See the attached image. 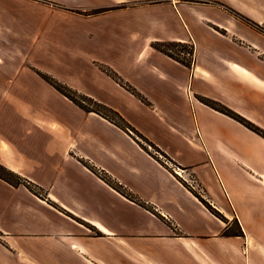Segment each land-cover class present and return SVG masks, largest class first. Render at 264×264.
<instances>
[{
  "label": "crops",
  "instance_id": "crops-1",
  "mask_svg": "<svg viewBox=\"0 0 264 264\" xmlns=\"http://www.w3.org/2000/svg\"><path fill=\"white\" fill-rule=\"evenodd\" d=\"M14 1L0 0V52L16 41L86 64L117 56L108 65L145 101L102 71L71 87L112 106L194 190L50 84L68 110L42 111L1 78L0 165L33 190L0 178V264H264V138L199 99L264 129V0H40L54 6L44 16ZM158 42L191 44L190 67ZM233 223L241 233L223 235Z\"/></svg>",
  "mask_w": 264,
  "mask_h": 264
},
{
  "label": "rangeland",
  "instance_id": "rangeland-1",
  "mask_svg": "<svg viewBox=\"0 0 264 264\" xmlns=\"http://www.w3.org/2000/svg\"><path fill=\"white\" fill-rule=\"evenodd\" d=\"M24 1V0H23ZM32 1V0H26ZM38 4L41 5V14H51L52 13V5L43 3L40 0H36ZM9 9L10 12L14 11L16 8V3L14 0H9ZM59 7V6H58ZM264 29V27H263ZM12 28L10 27L9 32L12 33ZM33 45L25 46L24 44L13 41L8 44V49H5L3 52H0V79L3 78L5 80L4 87H8L9 91L12 92H34L38 93V100H30L26 103L34 104L36 107L41 109L42 111H66L69 109L63 101L59 98L62 97L60 93L55 92V96H52V88H48V83L41 76H45L48 79H54L55 82L64 84L70 88L71 84L77 81L80 83H89L92 79V71L94 72H103L107 71L108 68H111L108 63H113L115 61L117 64H121L119 59L114 57L112 54H86L89 57H94L97 60H101L102 62H106L107 64H98V62H89L86 64L87 60L82 59L79 56L78 60L71 61L66 54L58 53L52 54V47L48 46V44L42 45V47L34 48ZM45 46V47H44ZM173 51H176L175 49ZM53 55V57H52ZM184 59H189L192 62V58L186 53L181 55ZM52 80V81H54ZM20 84H18V83ZM23 82V83H21ZM23 84V85H22ZM82 85V84H81ZM16 87V89H14ZM73 89V88H72ZM75 90V89H73ZM77 94H84L80 91L75 90ZM86 95V94H84ZM87 96V95H86ZM110 108L112 106L100 102ZM85 104H89L88 101H85ZM52 108V109H51ZM113 109V108H112ZM1 122V120H0ZM4 124V123H1ZM6 128L16 129L18 133L19 124L11 123L4 124ZM257 126V125H256ZM3 127V126H2ZM260 128V127H259ZM21 130V128H20ZM262 130V131H261ZM261 131V132H260ZM258 131L261 135L264 136V129L260 128ZM128 132L136 138L153 156H155L164 166H166L170 171L184 184L190 187L192 190L193 183L190 181V177L184 172L181 167H178L167 160L161 153L157 152L153 149L149 144L145 143L141 140L133 131L128 130ZM25 137V136H24ZM27 138V137H25ZM19 141L22 140V136L18 137ZM28 139V138H27ZM30 140V139H28ZM180 169V176L177 175L174 170ZM34 190L41 195L43 191L40 188H34ZM153 208V207H152ZM153 210V209H152ZM154 211V210H153ZM221 216V215H220ZM218 216V217H220ZM222 219V216L220 217ZM224 231L225 234H224ZM223 231V235H235L241 233L240 229L236 227V224H232L230 228H227Z\"/></svg>",
  "mask_w": 264,
  "mask_h": 264
},
{
  "label": "trees",
  "instance_id": "trees-1",
  "mask_svg": "<svg viewBox=\"0 0 264 264\" xmlns=\"http://www.w3.org/2000/svg\"><path fill=\"white\" fill-rule=\"evenodd\" d=\"M102 10H93L90 12H84L86 14H93V13H98ZM82 13V12H81ZM156 49L160 50L161 52L165 53L172 59L180 62L181 64H184L187 67H190L192 62H190L189 59H184L181 57L183 54L189 55L191 58H193V46L191 44L187 43H180V42H158L153 45ZM176 51H173V50ZM105 72V71H103ZM108 76L113 78L116 82H118L120 85L124 86L127 90H129L131 93H133L135 96L140 98L142 101H145L144 98L137 93L133 88H131L129 85L125 84L120 77L111 69L108 68V70L105 72ZM48 84H50L52 87H54L57 91H59L61 94L66 96L69 100H71L74 104H76L80 109L86 112H94L103 118L107 119L114 125L118 126L119 128L123 129L124 131L128 132V130L133 131L141 140H143L145 143L149 144L153 149H155L157 152L161 153L167 160L168 158L156 147L154 146L151 142H149L146 138H144L141 134H139L134 128L128 124L124 120V118L114 109L94 100L91 97H88L84 94H77L75 90L72 88L65 86L64 84L58 83L57 81L55 82L54 79H48L45 76H41ZM54 80V81H52ZM200 101L203 102L204 104L208 105L209 107L217 110L218 112L225 114L226 116L236 120L237 122L241 123L243 126L248 128L249 130L253 131L254 133L260 135L261 137L264 138L263 135H261L258 131H260V128L253 124L252 122L246 120L230 108L209 100L204 97H199ZM85 101H88L90 105L85 104ZM262 131V130H261ZM260 131V132H261ZM138 143H140L138 141ZM140 145H142L140 143ZM143 146V145H142ZM144 147V146H143ZM145 148V147H144ZM146 149V148H145ZM147 150V149H146ZM0 178L3 180L7 181L11 185H19V184H24L26 185L30 190H33L32 184L23 178H21L19 175L13 173L12 171L8 170L4 166L0 165ZM103 179L108 182L112 187L115 189H118L119 191L120 188L116 186L113 182L110 181V179L103 177ZM123 194H125L129 199H134L129 193H125L124 191H121ZM208 208L210 209L211 212H213L216 216H220V214L212 209L209 205H207ZM221 217V216H220ZM226 231H224L225 234ZM237 235V234H235Z\"/></svg>",
  "mask_w": 264,
  "mask_h": 264
},
{
  "label": "built area",
  "instance_id": "built-area-1",
  "mask_svg": "<svg viewBox=\"0 0 264 264\" xmlns=\"http://www.w3.org/2000/svg\"><path fill=\"white\" fill-rule=\"evenodd\" d=\"M174 172L177 174V175H179L180 176V169L179 168H177V170H174ZM153 210H156V207L155 206H153V208H152Z\"/></svg>",
  "mask_w": 264,
  "mask_h": 264
},
{
  "label": "bare ground",
  "instance_id": "bare-ground-1",
  "mask_svg": "<svg viewBox=\"0 0 264 264\" xmlns=\"http://www.w3.org/2000/svg\"><path fill=\"white\" fill-rule=\"evenodd\" d=\"M180 173V172H179Z\"/></svg>",
  "mask_w": 264,
  "mask_h": 264
}]
</instances>
